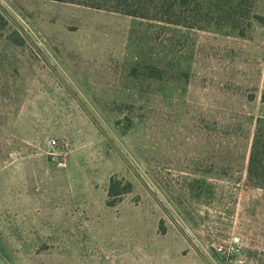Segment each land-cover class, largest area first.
Listing matches in <instances>:
<instances>
[{
    "label": "rangeland",
    "instance_id": "rangeland-1",
    "mask_svg": "<svg viewBox=\"0 0 264 264\" xmlns=\"http://www.w3.org/2000/svg\"><path fill=\"white\" fill-rule=\"evenodd\" d=\"M116 2L0 0V264H264V0L235 30Z\"/></svg>",
    "mask_w": 264,
    "mask_h": 264
},
{
    "label": "trees",
    "instance_id": "trees-1",
    "mask_svg": "<svg viewBox=\"0 0 264 264\" xmlns=\"http://www.w3.org/2000/svg\"><path fill=\"white\" fill-rule=\"evenodd\" d=\"M251 5L247 0H148L138 3L117 0L116 4L103 7L187 28L207 29L214 25L217 29L228 26L229 29L235 30L244 28V23H250V20H246L245 10ZM248 19L264 26L262 14L254 13ZM6 23L5 18L0 15V29H5ZM240 36L245 37V32H241ZM15 41L19 43V40ZM247 179L252 186L264 189V118L258 120L249 157ZM132 186L130 181L113 176L108 191V205L115 206L123 195L132 191Z\"/></svg>",
    "mask_w": 264,
    "mask_h": 264
},
{
    "label": "built area",
    "instance_id": "built-area-1",
    "mask_svg": "<svg viewBox=\"0 0 264 264\" xmlns=\"http://www.w3.org/2000/svg\"><path fill=\"white\" fill-rule=\"evenodd\" d=\"M241 238L239 236L233 237L226 247L220 246L218 249L224 253L232 254L240 250L241 248Z\"/></svg>",
    "mask_w": 264,
    "mask_h": 264
}]
</instances>
